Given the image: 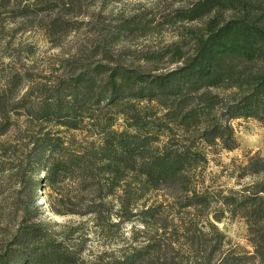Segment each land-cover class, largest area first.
I'll return each instance as SVG.
<instances>
[{
    "label": "trees",
    "instance_id": "trees-1",
    "mask_svg": "<svg viewBox=\"0 0 264 264\" xmlns=\"http://www.w3.org/2000/svg\"><path fill=\"white\" fill-rule=\"evenodd\" d=\"M124 1L0 0V48H11L13 41L4 40L8 27L18 22L13 31L36 27L59 46L76 28L65 16ZM56 9L60 13L52 17ZM184 22L203 26L181 32L169 48L145 56L147 65L167 58L165 68H134L109 52L125 32L150 34V28L160 27L153 21L141 24L135 16L62 57L58 75L32 80L17 72L3 81L0 175L12 188H24L9 191L0 204V264H179L165 252L168 247L175 253L176 244L194 254L197 264H246L248 257L264 264V157L245 154L228 164L236 168L231 178H262L240 190L214 191L203 176L210 163L224 164L217 159L222 153L241 148L233 122L264 124V0H194L173 10L164 24ZM47 187L57 193V201L43 193L54 212L95 218L97 232L107 237L114 201L123 223L140 215L147 229L157 225L163 203H146L139 214L134 211L160 189L185 202L187 217L174 222L175 241L166 239L163 226L157 231L160 240L149 238L140 247L123 245L86 258L85 247L72 241L75 231L60 239L51 223L39 221L37 192ZM24 190L30 191L27 197ZM214 204L217 223L225 213L245 220L252 255L222 250L225 235L218 227L211 221L209 227L199 225ZM207 228L219 232L221 240L201 256L197 233Z\"/></svg>",
    "mask_w": 264,
    "mask_h": 264
},
{
    "label": "rangeland",
    "instance_id": "rangeland-1",
    "mask_svg": "<svg viewBox=\"0 0 264 264\" xmlns=\"http://www.w3.org/2000/svg\"><path fill=\"white\" fill-rule=\"evenodd\" d=\"M194 0H127L119 4H113L106 9L101 7H94L89 10L85 15L70 14L63 19L74 24L76 27L70 35L65 37L59 46L56 42L50 40L45 32L36 27H29L27 30H17L20 27L21 22L11 24L8 27V36L6 42L13 41L11 48H0V87L5 79H8L17 72L27 73L32 80H38L45 75H58L59 68L61 67L60 60L62 57H68V55L75 53V48L79 44H84L89 39H96L100 34H103L106 29L111 27L113 30L116 26L121 25L122 22L127 21L132 17L138 16V22L141 24H148L153 21V26L159 25L157 30L152 29L150 34H144L139 30L136 32H125L120 39L111 47L109 52L115 58L120 57V61L128 64L129 66L142 67L143 69L152 70L155 67L165 68L169 66V60L160 61L156 64H145V56L147 53L164 51L169 46L180 40V33L186 32L188 29H200L203 26L202 22H184L179 23L177 26L165 25L164 22L173 10L183 9L188 6ZM60 13V9L51 15L56 17ZM48 15L46 19H50ZM117 30V29H116ZM115 30V31H116ZM148 31V30H147ZM150 31V30H149ZM2 37V36H0ZM30 51H32L30 53ZM15 58V62L9 58V56ZM29 55L28 61L25 58ZM67 55V56H66ZM171 66L169 68H174ZM15 114V113H14ZM233 126L236 130V135L241 148L232 153H222L220 161L224 164L218 166L215 162L210 163L203 172L206 185L212 186V190L216 191L222 187L225 190L235 189L240 190L243 187L250 186L253 183L260 181L262 178L257 176H249L242 180L229 177L236 168H232L228 164L233 159L243 160L245 154L255 155L261 154L264 157V124L255 120H238L233 122ZM40 177H43L41 174ZM24 188V186L18 185L12 188V185L8 183L6 176L0 175V204L3 199L10 194L9 191H17ZM60 192L63 191V185L57 187ZM58 191V192H59ZM52 189L47 187L46 191L37 192L38 205H42L40 214L38 216L39 221L49 222L54 227V231L58 237L65 238L73 230L76 232L72 241L77 247L83 245L85 247V257L105 255L106 252L119 249L123 245H134L140 247L149 238L158 239L160 237L157 234L159 227L166 226L165 233L166 239L175 241L178 239L179 234H174L176 224L174 222H180L182 218H186L182 208L183 203L181 199H174L170 191L166 189H160L159 191L150 192L144 200H142L134 213L139 214L145 209L146 203L148 206L163 203L164 208L161 209V218H158L157 225H153L147 229L142 223L140 215L133 217L131 221H126L121 218L123 212L120 206L114 201L112 206V212L109 213V220L107 225L110 233L105 236L104 234L97 232V228L94 227L95 218H85L76 215L62 216L54 212L49 202L44 199V194H50L51 200L56 198V192L52 194ZM30 194L29 190H24L23 196L27 197ZM217 199V197H214ZM35 200V199H34ZM181 200V201H180ZM26 203L29 202L32 207L30 199L26 198ZM57 201V198H56ZM217 204H214L209 210L208 216H201L199 218L200 226L205 223L209 227L210 221L214 223L219 231L225 235L223 239L222 250H234L241 256H250L254 253V249L249 241L248 226L245 220L241 218H231L229 213H225L223 222L217 223L213 220L214 215L218 213L216 208ZM63 211L71 210L70 206H60ZM166 212V214H164ZM124 216V215H123ZM175 217V219H173ZM209 217V218H208ZM166 219L167 222L161 221ZM209 219V220H208ZM122 220V221H121ZM119 223V226L117 225ZM165 223V225H163ZM203 234L197 233L199 243L197 247L204 252L201 256H207L212 251L213 247L217 246L220 242L221 235L219 232L214 231L211 228H207ZM99 231V230H98ZM72 238V237H71ZM181 239V238H180ZM165 241V240H161ZM206 241V242H205ZM166 247L163 244V248ZM175 253H173L168 247L165 248V252L168 257L176 256L179 264H197V260L194 258V254H188L186 251H181L179 245H175ZM218 255L220 253H217ZM217 255V256H218ZM187 262V263H186ZM196 262V263H195ZM246 264H253L252 259L248 257Z\"/></svg>",
    "mask_w": 264,
    "mask_h": 264
}]
</instances>
